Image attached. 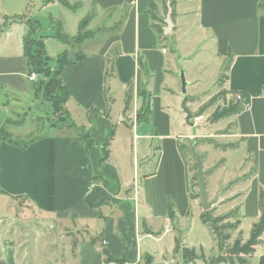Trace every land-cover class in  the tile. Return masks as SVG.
I'll list each match as a JSON object with an SVG mask.
<instances>
[{
	"label": "crops",
	"instance_id": "crops-1",
	"mask_svg": "<svg viewBox=\"0 0 264 264\" xmlns=\"http://www.w3.org/2000/svg\"><path fill=\"white\" fill-rule=\"evenodd\" d=\"M175 2L174 10L167 2L165 11L156 1L158 16L163 19L160 39L148 12L151 0H87L95 11L86 30L94 36L75 54L65 50L71 57L80 53L85 58L66 68L62 79L71 92L66 109L72 120L89 132L92 146L69 129L59 130L63 136L42 137L25 150L0 140V201L29 204L47 235L52 228L43 225L45 222L75 232L79 243L75 250L76 239L69 237L75 264H105L103 249L115 260L126 259L130 264H141L145 258L157 262L179 251L175 250L176 240L182 227L184 231L192 229L197 203L191 194V163L183 146L184 138L190 137L184 129L183 62L176 60L169 45L171 32L177 35L178 51L183 52L187 27L203 33V44L215 48L223 62L232 57L224 90L250 97L247 109L232 118L236 137L254 168L242 196L240 220L252 226L260 218L264 0ZM33 4L32 0H0V130L12 113L21 110L19 98L32 99L35 94L36 83L29 81L25 56L27 20L40 25L34 19ZM57 4L37 10L36 17ZM170 8L172 27L167 24ZM101 24L109 26L108 35L100 33ZM189 86L191 83L187 90ZM129 89L132 101L124 112ZM170 234L174 247L159 250ZM91 238L98 241L93 243ZM181 239L183 251L204 249L202 245L188 247L184 235ZM262 241L249 264H264V238ZM19 262L17 243L0 236V264Z\"/></svg>",
	"mask_w": 264,
	"mask_h": 264
},
{
	"label": "rangeland",
	"instance_id": "rangeland-1",
	"mask_svg": "<svg viewBox=\"0 0 264 264\" xmlns=\"http://www.w3.org/2000/svg\"><path fill=\"white\" fill-rule=\"evenodd\" d=\"M68 1L71 6L75 7L74 10H69L61 4L51 5L52 7L45 9L39 17H36V11L43 7V0H32L35 4H33L34 7L36 6L34 19H37L41 26L40 31H37L38 23L29 20L32 31L30 40L43 41L39 36L48 37L58 31L70 37L78 34L81 21L93 15L95 9L91 4L87 3V0L84 3L82 2V4L78 3L79 0ZM100 26L103 28L100 33L103 36L108 35L109 30L107 29L109 26L105 27L102 24ZM184 33L187 38L182 48L183 52L178 51L177 35L171 34V32L169 33L171 37L169 45L171 51L177 56L176 60L183 62L180 70L184 71L185 80L188 85L191 83L187 90V95L184 96V99H189L187 100L189 103L186 105L192 115L190 123L186 124V122L184 125V129L187 133H190V137L184 138L183 146L185 154L189 157L191 163L193 173L191 194L195 198L197 209L192 211L191 231H184V227H182L183 230L178 232L180 237L179 251L161 260L158 259L157 262L152 258H145L142 261L143 264H208L210 258L217 256L219 253L218 242L211 229L202 223L200 217L212 211L214 217L229 216L223 221V224L231 223L236 225L237 221H241L240 204L242 196L249 180L254 175V168L243 152L242 143L236 137V129L232 122L233 117L215 124L209 121L211 115L218 108L227 105L232 99L230 95L225 99L218 100L213 106L209 107L202 117H193L200 104L201 106L204 105L222 89H225V83L222 87L219 86L218 79L230 58L227 57L223 62V59H220L215 54V48L212 50V48L210 49L206 44H203L204 34L198 33L196 29L187 27ZM98 38L101 39L102 36H98ZM44 44L46 45L47 55L52 59L49 63L51 75L55 71V59L59 54L65 50L75 54L78 49L77 45H64L51 37L44 38ZM36 49L33 46L31 51ZM48 79L43 77L41 80L46 83ZM40 84L37 85L39 86ZM43 90L37 91V97L34 94L32 99L19 98L17 105L20 106L21 110L19 112L16 111L11 117L14 121H18L24 116L27 117L22 126H10L9 131H7L10 138L12 137L19 142H28L41 136L65 135L64 132L57 130L58 128L51 127L56 122L50 105L44 100ZM117 99L119 101V95ZM83 129V127H80L77 130H71V132L75 135ZM195 142L198 143L196 152L203 161L209 200L213 201L219 195L218 203L209 211H204L199 204L197 181L194 180L197 168L191 149ZM230 145L232 146L231 148H229ZM37 221V214L26 202L19 200L0 201V236L17 243L19 264H75L76 257L70 248L71 238H69L72 235L77 240L75 232L72 233V231L70 232L61 227L56 228L53 227V224H50L52 232L47 235V231L42 229ZM251 230L252 226L247 221H244L237 229L232 231L230 229L232 238L228 245H232L237 239L246 242L250 237ZM182 235L187 238L188 247L189 245H202L204 249L198 247L193 249L186 248L188 252H184L182 248L185 244L184 240L181 239ZM172 236V234L167 236L159 245V250L164 248L170 250V248L174 247ZM123 264L130 263L126 261Z\"/></svg>",
	"mask_w": 264,
	"mask_h": 264
},
{
	"label": "trees",
	"instance_id": "trees-1",
	"mask_svg": "<svg viewBox=\"0 0 264 264\" xmlns=\"http://www.w3.org/2000/svg\"><path fill=\"white\" fill-rule=\"evenodd\" d=\"M156 1H159L163 5L165 11H167V2H170V6L173 8V10L176 2L175 0H151L148 12L151 15V19L154 22L153 28L155 29L159 38L161 39V36L163 35V29H162L163 19L158 16V5L156 4ZM56 2H58L59 4H61L62 6L68 9H73V10L75 9V7L69 4L68 0H43L42 6L45 7L48 6L49 4H53ZM91 18L92 15L86 17L84 20L81 21L79 25L78 34L75 37H69L68 35L62 34L61 31H58L52 36V38L56 39L57 41L65 45L71 44V45H77L78 47L81 46L83 42H85V40L91 39L94 36V33L92 31L86 30ZM10 19L14 20L13 18ZM16 19L19 21H23L24 17H16ZM27 23L29 24V33L25 37V56L28 62L29 75L35 73L40 75L42 78L43 77L49 78L46 83H44L43 80H41L42 79L41 78L39 82L33 84V89H35V96L37 97L38 95L37 91L44 89L43 90L44 100L50 105L53 116L55 118L54 120L56 122L55 124H52L51 127L58 128L57 130H61V129L77 130L80 127H78L77 124L72 120L70 113L66 109V104L71 98V92L69 88L64 84L62 76L66 68L75 65L77 62L84 59L85 56L83 54L78 53L74 57H71V55H69L67 51H64L63 53L59 54L55 59L56 68L53 75H51L49 63L50 61H52V59L46 53V48L44 44L45 37H41L43 41L37 42L33 39L30 40V35L32 33L31 24L29 23V20H27ZM39 30H40V25L38 24L37 31ZM46 38H49V36ZM33 46L37 48L35 51H31ZM229 58L230 59L225 64L222 74L218 79V85L221 87L224 85V83H226L228 79L227 73L229 72L232 63V57L229 56ZM140 66L141 68H143L142 62H140ZM112 69L113 66L109 68L108 72H111ZM37 84L40 85L38 86ZM237 94H241L245 102H247L248 104L250 103V97L246 93L243 92L237 93L222 89V91H220L217 95L211 98L209 102L202 105L197 110V112L193 117H202L207 112L209 107L213 106L218 100L225 99L228 95H230L232 99L227 103V105L218 108L211 115L209 121L215 124L222 120L229 119L231 117L241 114L245 109H247V107H245L244 103L236 99ZM187 100L186 102H184L183 106H186V104L188 103ZM131 101H132V91L131 89H129L126 95L124 112H127L130 109ZM94 111L100 114L98 110L94 109ZM13 114L14 113H12L11 115ZM24 115H26V113H24ZM26 117L27 116H24L22 119L18 121H14V119H12L11 117V119H9L7 123V126L1 128L0 130V140L6 142L9 145H14L22 150H25L30 144L42 138L43 136L33 138L28 142H19L18 140H15L12 137L10 138L8 136L7 131H9L8 129L10 128V125L14 127L22 126L26 121ZM38 119L40 120V118ZM142 121L143 119L141 118L139 122ZM113 135H114V131H113ZM78 136L81 137L83 140H85L89 146L93 145V138L90 136L88 131L83 129L81 130V132L78 133ZM194 144L197 145L198 143L195 142ZM108 147H109V142L107 143L105 148L106 157L109 155ZM231 147L232 146L230 145L229 148ZM194 180H196V177L194 178ZM259 210H260V218L256 223L252 225V230L249 239L246 242H243V240L241 239H237L230 246L228 245V242L232 238L231 231L237 229L238 226L241 225V221H237L236 225H232L231 223L223 224V221L227 219L229 216L214 217L212 215V211H209L207 214H203L201 216L202 223L211 229L212 233L214 234L218 242L219 253L217 256L210 258L208 264H249V260L254 256L257 248L261 246L263 242L262 240L264 238V189H261L259 192ZM170 217L173 219L174 215L171 214ZM91 241L93 243H96L98 241V238H91ZM78 246L79 243L77 240H75L72 245L73 250L78 248ZM179 246H180V242L177 239L176 249H175L176 252L179 250ZM185 250L184 252H188V250L186 251ZM102 252L105 258L104 259L105 264H123L127 261L126 259L115 260L104 249Z\"/></svg>",
	"mask_w": 264,
	"mask_h": 264
},
{
	"label": "water",
	"instance_id": "water-1",
	"mask_svg": "<svg viewBox=\"0 0 264 264\" xmlns=\"http://www.w3.org/2000/svg\"><path fill=\"white\" fill-rule=\"evenodd\" d=\"M171 14H172V10L170 8L169 14L167 16L168 27L173 26ZM180 79H181L182 94L184 96H186L187 95V81L185 80V74H184L183 70L180 71ZM186 100L187 99L185 98L184 102H186ZM183 110L186 113V122L188 124V123H190V119H191L192 115L186 106H183ZM191 126H193V124H191ZM191 152H192V154L196 160V168H197L196 181H197V186H198V196L200 198V204H201L202 209L204 211H209L218 203L219 195L213 201L209 200L208 192H207V185L205 182V170L203 167V161H202L201 156L196 152V144H194L192 146ZM50 224L51 223H47V222L43 223V225H50Z\"/></svg>",
	"mask_w": 264,
	"mask_h": 264
},
{
	"label": "built area",
	"instance_id": "built-area-1",
	"mask_svg": "<svg viewBox=\"0 0 264 264\" xmlns=\"http://www.w3.org/2000/svg\"><path fill=\"white\" fill-rule=\"evenodd\" d=\"M29 81L30 82H32V83H37V82H39V80L42 78L40 75H38V74H31V75H29ZM236 99L238 100V101H241L242 103H244V105H245V107H248L249 106V104L247 103V102H245V100L243 99V97H242V95L241 94H237L236 95Z\"/></svg>",
	"mask_w": 264,
	"mask_h": 264
}]
</instances>
